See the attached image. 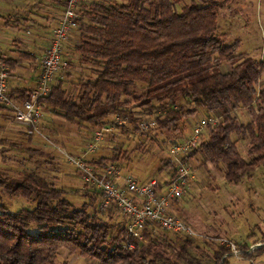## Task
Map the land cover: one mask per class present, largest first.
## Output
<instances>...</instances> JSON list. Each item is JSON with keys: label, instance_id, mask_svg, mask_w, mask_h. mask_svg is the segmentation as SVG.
<instances>
[{"label": "trees", "instance_id": "trees-1", "mask_svg": "<svg viewBox=\"0 0 264 264\" xmlns=\"http://www.w3.org/2000/svg\"><path fill=\"white\" fill-rule=\"evenodd\" d=\"M124 1H92L80 7L74 52L91 75L77 84L76 95L66 93L60 77L44 105L76 127H96L118 116L128 119L140 134L135 126L137 113L154 116L160 129L180 133L178 124L200 107L220 113V121L208 127L207 139L188 159L199 154L203 163L222 165L223 179L231 185L249 178L258 167L264 168V89H257L264 76V61L236 55L239 42L225 45L217 35L219 0L201 1L202 5H186L188 0ZM18 58L34 60L25 52ZM222 62L229 64V72H221ZM1 64L9 72L17 67L15 60L0 56ZM9 97L26 101L30 95L17 90ZM240 109L249 114L247 124L235 115ZM0 110L11 113L1 105ZM233 135L247 141L248 160L239 154ZM116 158L90 164L98 167ZM0 189L12 198L33 203L32 208L16 212L0 204V264H54L60 249L98 264H177L167 257L168 248L176 260L194 264L188 238L176 236L178 246L172 247L164 239L160 242L151 237L152 225L144 230L146 243L125 249V226L115 228L100 220L101 211L93 204L75 208L65 195L79 194V190L55 188L34 172H21L17 177L0 173ZM85 191L89 195L91 190L85 185ZM93 193L89 201L95 203L101 194ZM263 252L264 246L242 257L250 261ZM232 257L229 248L219 246L213 250L211 262L228 264Z\"/></svg>", "mask_w": 264, "mask_h": 264}, {"label": "rangeland", "instance_id": "rangeland-1", "mask_svg": "<svg viewBox=\"0 0 264 264\" xmlns=\"http://www.w3.org/2000/svg\"><path fill=\"white\" fill-rule=\"evenodd\" d=\"M92 1L105 4L125 2L124 0H89V3ZM201 1L205 3L210 0H188L185 4L189 5L192 2L202 5ZM219 2L221 8L217 14V35L225 45H231L234 41L239 42L236 55L264 61V0H219ZM52 5V0H30V8H28L30 11L26 9L27 12L17 13L16 17L18 16L19 20L15 23L17 25L13 24L14 29L3 28L0 32V55L17 59V51H27L29 48L28 52L35 54L38 59L41 49L46 45L45 38L48 32L39 30L36 25L48 24L46 19L50 15ZM182 6L184 5L178 6L176 10L180 11ZM30 19L32 21L29 22ZM14 20L9 19L8 21L12 24ZM1 27L0 22V29ZM52 27L53 25L50 28ZM75 32L71 33L63 45V59L69 67L59 72L54 81L55 84L62 77L63 87L68 95H76L77 84L85 82L91 75L90 69L74 52V45L77 41ZM31 43L34 44L31 45ZM19 64L21 69L15 71L13 79L29 74L34 66L33 63L22 60H19ZM219 67L223 73L230 70L229 64L225 62L220 63ZM66 75L69 77L65 78ZM11 85L21 89L30 86L28 84L19 85L16 80H13ZM137 89L140 91L141 87ZM257 89H264V76ZM195 111L193 116L183 118L178 124L180 133L174 132L172 128L160 129L156 122L153 127L142 130L139 128V123L144 120L153 121L154 116L138 113L135 114V119H137L135 126H138L143 134L136 133L134 125L128 119L123 118L125 124L116 127L113 133L105 135L104 141L95 153L89 156V161L91 163L101 158L117 157V160L111 164L120 169L122 176H131L144 183L155 180L163 185L169 181L173 173L171 165L169 168L165 167L169 163L170 144L181 142L189 137L193 127L201 119L209 116L220 118V113L212 114L200 107L195 108ZM235 115L241 123L249 122L250 117L245 110L240 109ZM160 118L163 120L165 116ZM39 127L40 131L48 137L50 144L31 133L27 126L15 121L10 112L0 110V173L9 177H17L21 172H34L55 188L67 191L79 190V194L65 195V198L75 208H80L84 203L93 204L94 209L98 208L101 197L99 196L95 203L89 201V198L94 196V189L89 188L91 191L89 195H86L85 184L80 175L66 161L67 156H78L93 143L97 126L83 124L81 127H76L67 124L45 106ZM122 127L127 128V131ZM206 139L207 131L204 133V140ZM232 139L235 140L241 157L248 160L247 141L235 135ZM190 164L197 168L198 178L190 184L182 198L173 204L172 214L189 225L198 235L204 237L188 239L192 243L189 249L192 263L212 264L211 256L213 250L221 246L220 240L234 244L237 249L247 240H252L247 244L249 247L256 243H263L264 168L258 167L249 178L233 186L224 181L222 165L203 163L199 154L190 160ZM0 204L9 212L29 209L33 206L32 202L12 198L1 189ZM88 211L91 210L88 209ZM99 218L115 228L126 226L125 220L114 205L108 210L101 211ZM150 232L153 239L160 242L164 239L166 243H171L172 247L178 246L179 240L176 238L178 235L164 232L156 225H152ZM143 233L144 231L141 233L142 239H144ZM143 243L146 241L143 240ZM166 252L170 260L176 261L177 264H185L175 259L170 248L166 249ZM258 260L264 262V257ZM62 263L98 264L95 260L60 249L54 264ZM253 263L258 264L256 259ZM228 264H250V261L242 256L238 258L233 256L228 260Z\"/></svg>", "mask_w": 264, "mask_h": 264}, {"label": "built area", "instance_id": "built-area-1", "mask_svg": "<svg viewBox=\"0 0 264 264\" xmlns=\"http://www.w3.org/2000/svg\"><path fill=\"white\" fill-rule=\"evenodd\" d=\"M87 1L64 0L62 15L51 32L40 60V73L35 88L29 92V100L18 101L9 97V71L6 66L0 65V105L11 111L15 121L27 126L31 133L38 135L47 143L49 139L39 127L45 107L44 99L50 94L56 75L67 69L68 63L62 55L63 45L77 28L80 20L79 9ZM219 121L220 118L215 116L203 118L193 127L189 137L170 144L169 164L173 173L169 181L163 185L155 180L144 183L131 176H122L120 169L111 163L98 167L90 164L89 156L95 153L104 141L105 135L113 133L116 127L125 124L124 119L118 116L97 126L93 143L88 145L82 154L66 157L67 163L75 168L84 184L101 194L99 209L105 211L114 205L125 220L127 230L125 249L131 250L134 243H143L141 233L151 225L188 239L204 238L172 214V207L198 178L197 168L191 165V159H188L190 152L204 143V133L208 127L217 125ZM154 125V119L144 120L139 123V128L147 130ZM220 243L221 246L229 248L230 254L236 258L242 254L250 255L254 250L264 246V243H256L248 250H239L228 241L220 240ZM250 264H254L253 260H250Z\"/></svg>", "mask_w": 264, "mask_h": 264}, {"label": "crops", "instance_id": "crops-1", "mask_svg": "<svg viewBox=\"0 0 264 264\" xmlns=\"http://www.w3.org/2000/svg\"><path fill=\"white\" fill-rule=\"evenodd\" d=\"M88 2H89V0L87 1V3ZM52 3H53V5L50 8L51 9L50 15L47 16V19H46L48 24H46V25L37 24L36 25V27L39 30H41V31L45 30V31L48 32V36H46V38H45L46 45L44 46V48L41 49V54H40L39 58L37 59L35 54L29 53L28 52L29 48L27 49V51H20V50L17 51L18 55L21 52H25V53L30 54L34 58V60H22V61H28V62L34 64L33 68L29 72V74L20 75V76H18L17 79H13L15 71L17 69H21L20 68V64H19V60L20 59H18V57H17V59H14L13 57H4V56L0 55L1 57L7 58V59H13L17 63L16 69L14 71L9 72V81H8L9 93L15 92L17 90H25V91L30 92L36 86L37 79H38V76H39V73H40V60H41V58H42V56H43V54L45 52V49L47 47L48 41L50 39L51 32L55 28V26L57 25V22H58L59 18L61 17L62 11H63V8H64V0H52ZM29 6H30V0H0V22L2 23V27L0 29V32L2 31L3 28L14 29V25L13 24L17 23V21L19 20L18 16L16 17L17 13H19V12H27V11L29 12L30 11V9L28 10V8H30ZM26 9H27V11H25ZM14 18H16V19L14 20ZM9 19H11V20L13 19L14 20V21H12L13 22L12 24H11V22L8 21ZM30 21H32V20L30 19L29 22ZM15 25H17V24H15ZM51 25H53L52 28H50ZM33 44L34 43H31V45H33ZM3 65L6 66L5 64H3ZM7 69L9 71L8 67H7ZM33 72H35V75H33ZM13 80H16L19 83V85L24 86L25 84H28L30 86H27L26 88H23V89H21L20 87H17V86H12L11 82ZM250 241H252V240H250ZM250 241L247 240V241L244 242L245 244L242 243L240 245H247V244H249ZM260 257H264V252H263V254ZM260 257L256 258V261L258 262V264H264L263 261H259L258 260Z\"/></svg>", "mask_w": 264, "mask_h": 264}]
</instances>
